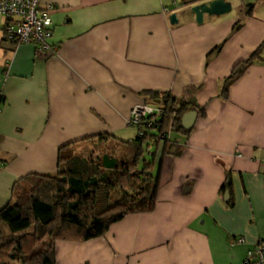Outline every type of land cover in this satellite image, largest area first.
<instances>
[{
	"label": "crops",
	"instance_id": "0c3cea01",
	"mask_svg": "<svg viewBox=\"0 0 264 264\" xmlns=\"http://www.w3.org/2000/svg\"><path fill=\"white\" fill-rule=\"evenodd\" d=\"M48 1L50 54L5 40L0 14V208L17 182L56 174L60 150L103 146L106 134L128 151L132 109L156 104L147 91H169L205 114L189 135L169 134L152 169L154 207L103 236L57 240V264H244L264 241V0H230L202 23L178 0ZM261 45L224 97L225 79Z\"/></svg>",
	"mask_w": 264,
	"mask_h": 264
},
{
	"label": "trees",
	"instance_id": "16d2710c",
	"mask_svg": "<svg viewBox=\"0 0 264 264\" xmlns=\"http://www.w3.org/2000/svg\"><path fill=\"white\" fill-rule=\"evenodd\" d=\"M252 7L249 4V11ZM262 46L238 63L225 79L224 97L229 85L260 56ZM145 93L163 108L164 114L147 133H138L124 142L128 147L125 154L116 157L115 152H105L83 157L60 150L56 174H36L26 183L17 182L12 198L0 208V264H57V240L87 241L103 236L126 214L154 207L158 179L152 169L161 142L158 133L189 135L193 128L185 127L184 115L189 111L204 115L205 108L193 101L179 100L169 91ZM108 137L98 135L104 143ZM168 142L169 136L165 151ZM150 145L155 149L150 151ZM146 151L153 156L149 162L143 157ZM227 188L226 183L222 189Z\"/></svg>",
	"mask_w": 264,
	"mask_h": 264
},
{
	"label": "built area",
	"instance_id": "2783aa9c",
	"mask_svg": "<svg viewBox=\"0 0 264 264\" xmlns=\"http://www.w3.org/2000/svg\"><path fill=\"white\" fill-rule=\"evenodd\" d=\"M54 4L48 0H0V14L7 17L4 25V39L14 43H35L40 53H53L56 47L50 42L52 37V15ZM2 96L0 94V108ZM164 114L159 104H139L135 106L129 123L140 126L139 135L148 132L154 121ZM169 135L158 133L161 141ZM239 238L238 241H243ZM244 264H264V241L249 250Z\"/></svg>",
	"mask_w": 264,
	"mask_h": 264
},
{
	"label": "water",
	"instance_id": "95a60500",
	"mask_svg": "<svg viewBox=\"0 0 264 264\" xmlns=\"http://www.w3.org/2000/svg\"><path fill=\"white\" fill-rule=\"evenodd\" d=\"M183 5H191L190 9L194 12L197 22L202 23L205 15H222L231 11L232 2L230 0H181ZM171 22H178V15L173 12L170 16ZM198 115L195 111H189L183 117V124L188 129L194 127ZM165 141H161L155 153L156 162L162 161L165 152ZM225 200L229 199V192H225Z\"/></svg>",
	"mask_w": 264,
	"mask_h": 264
},
{
	"label": "rangeland",
	"instance_id": "374dc122",
	"mask_svg": "<svg viewBox=\"0 0 264 264\" xmlns=\"http://www.w3.org/2000/svg\"><path fill=\"white\" fill-rule=\"evenodd\" d=\"M178 1L180 2L181 0H178ZM169 140L172 141V139H170V138H169ZM149 148H150L149 150L152 151L155 149V146L150 145ZM70 151L74 152L73 154L80 155L83 157H91L92 155L97 156V155H100V154L105 153V152H111V153L115 152L116 155L121 156L122 154L125 153L126 149H125V147L122 146L121 142L118 143V142L111 140L110 144L103 143V146H102V144H100L99 141L97 143H94V144L83 145L82 147L80 145H77V146L73 145V147L70 149ZM143 157L146 159L147 162H149L152 160L153 156L151 155L150 152L146 151V153L144 154ZM143 157H142V160H143Z\"/></svg>",
	"mask_w": 264,
	"mask_h": 264
}]
</instances>
